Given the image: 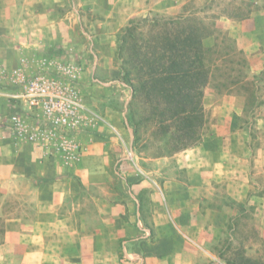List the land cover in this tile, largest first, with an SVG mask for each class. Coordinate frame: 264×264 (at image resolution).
Segmentation results:
<instances>
[{
  "label": "crops",
  "instance_id": "0c3cea01",
  "mask_svg": "<svg viewBox=\"0 0 264 264\" xmlns=\"http://www.w3.org/2000/svg\"><path fill=\"white\" fill-rule=\"evenodd\" d=\"M163 1L166 13L180 5ZM158 8L157 0H0V55L20 56L28 73L75 75L87 110L84 132L0 126V215L10 197L33 208L29 221L26 208H15L20 216L7 212L0 264H226L216 251L222 236L246 225L255 232L244 240L246 255L264 264V94L258 144L241 141L232 118L242 107L233 108L218 113L219 125L197 145L150 159L146 168L112 106L114 93L124 92L111 57L116 35ZM233 24L249 72L261 74L264 13ZM3 99V110L27 113ZM74 151L79 156L70 160ZM244 209L254 215L249 224ZM236 220L243 222L236 227ZM24 222L35 230L31 240Z\"/></svg>",
  "mask_w": 264,
  "mask_h": 264
},
{
  "label": "trees",
  "instance_id": "16d2710c",
  "mask_svg": "<svg viewBox=\"0 0 264 264\" xmlns=\"http://www.w3.org/2000/svg\"><path fill=\"white\" fill-rule=\"evenodd\" d=\"M208 2L212 4L214 0ZM187 3L186 11L179 15L130 19L115 39L114 55L119 64L120 81L129 90L125 117L127 127L132 130V145L141 142L148 130L151 142L143 141L156 147L155 158L171 156L201 142L206 123L202 104L204 89L213 72L220 70L219 65H230L224 73L229 83L247 82V77L239 82L231 75L232 72L241 74L248 68L233 42L222 41L224 49L220 51L217 45L214 48L203 45V40L214 33L216 16L200 18L198 15L211 5L197 7L193 0ZM251 5L244 1L236 5L232 1L219 17L244 20L252 13ZM235 55L240 58L231 61L229 57ZM76 182L81 188L78 179ZM224 261L262 264L247 257Z\"/></svg>",
  "mask_w": 264,
  "mask_h": 264
},
{
  "label": "rangeland",
  "instance_id": "374dc122",
  "mask_svg": "<svg viewBox=\"0 0 264 264\" xmlns=\"http://www.w3.org/2000/svg\"><path fill=\"white\" fill-rule=\"evenodd\" d=\"M208 1L211 0H193L195 6L197 7H202L204 5L206 6L211 5L210 9L198 15L200 18L210 17L211 15L216 16V20L214 21L215 24L214 33L203 40V45L206 48H214L217 45V49H219L220 51L224 49V46L220 44L222 41H227V42L231 41L233 42L232 44H234V46H236L237 49H239L242 52L243 54L242 57H244V59L247 61V64H249L247 57L248 54H246L242 50L240 44H238L237 40L234 39L231 32V29L234 26L233 23L238 21L228 20L225 17H221V16L219 17V15L222 14L223 12L222 10L224 7L230 6L232 1L235 2L236 5L239 2L244 1V2H250L252 4L250 8V10H252V13L248 18H246V19H250L252 16H258L264 13V0H214L212 4H210V2ZM157 2H158L159 11L146 12L135 18L152 17L155 15L166 16V17L179 15L186 11L188 4L187 0H179L180 3L179 7H177V9L170 11L169 13H166L163 9V5L168 1L157 0ZM182 8L183 11L181 13H178ZM205 20L213 21L211 19H205ZM111 57H112V61L114 62L117 68L115 78L123 86V90H124V92H121L119 89H117L119 91L114 93L112 99L113 100L112 106L115 109L118 108L119 112L122 114L123 125L125 129L131 132L130 138H128L127 135V142L130 144L131 151L133 152L134 156L139 160L140 164L146 168L148 166V162L150 161V159H153L157 156L158 151L155 146H152L151 143L145 144V141H143V140H147V141L150 140L151 142L150 132L148 130L146 131V133H143V138L141 142L132 145V141H133L132 130L129 127H127V121L125 117L126 114L125 106L129 101V90L120 81L119 64L117 63V61H115L114 53L111 55ZM229 58L231 61L233 60L236 61L237 58H240V56L238 57L235 55ZM29 63L36 66V64L33 62H29ZM25 66H26V61L20 56L14 55L9 58V56L0 55V91L10 92L13 89L14 84L22 77H26L31 74L44 73L42 71L41 72L33 71L28 73L24 70L23 71L20 70V69H24ZM219 66H220L219 67L220 70L213 72V78L210 80L209 84L204 89V97L202 104H203L206 123L203 128V138H206V136L211 135L212 131L214 130V127L219 125L218 124L219 112L221 111L232 112L233 108L241 109L242 107L241 109L242 112L239 115H236L235 118H232L234 125L242 129L241 132L242 134L240 133L239 135L243 138V140L241 141H244L251 145H256L258 144L260 138V135H258L257 132V128L258 126H260V124L258 123V118H257L258 113L256 110H257L258 102L261 98H263V94H264V72H262L261 74L260 73L251 74L249 72V65H247L248 68L242 70L241 74L238 73L237 75L236 72L231 73V75L237 80H239V82L241 78L247 77V82L243 81L244 83L240 82L238 84L233 85L229 83L231 82L230 80L224 78L226 76L224 75L225 70H227L226 68H228V66L230 65L221 64ZM0 99H2L0 101L4 102V104L6 105V100L3 99V97H0ZM236 101L237 102L239 101V103H237ZM240 102H243V105ZM7 106L4 107V110L0 106V126L5 124L4 122L6 117L16 116L22 120V123L26 129L35 130L36 128L48 127L45 126L41 120H39L36 117H33L29 113H25L19 107L13 108ZM80 122H81L80 125H78V127L75 129L72 130L66 129L61 131L64 133L86 131L85 125L87 119L83 117ZM142 126H145V124H143ZM148 128L149 126L147 127V129ZM79 153H80L79 151H74L70 160H72V158L75 160L79 156ZM27 190L29 189L27 188ZM1 201L2 200L0 199V202ZM17 202L18 201H16L14 197H10L8 199V202L5 205L6 215H8L7 212H10L13 213L12 216H17V215L20 216L21 213L19 211L17 212L15 208H19L20 210V208L23 207L26 208L24 209L25 211L23 212V218L24 220L29 221L33 217L32 205H26L27 203H25V205H21L18 204ZM5 216L3 214L0 215V240L2 238L3 220ZM241 216L245 221H248V224H249V219L250 218L252 219L254 217V215H252L245 209L243 210ZM240 222H243V220L240 221L236 220L235 222H233V224L236 227H238ZM23 224L26 226V231H23V237L26 240H31L32 238L35 237L34 234L35 230H32L31 227H28L29 223L27 224L24 222ZM231 226L232 225H230V227ZM250 227L253 228L252 226L246 225L245 229H241V230L237 229V230H231L225 232L224 235L222 236V241L220 242V245L216 248L217 255L221 256L224 260L229 259V260L238 261L243 257L253 259L252 257L246 255L248 253L247 250L245 249V241H244L245 239L249 238L250 233H252V236L255 237V232L249 231ZM249 250L251 254H257L254 248H249ZM262 253L264 256L263 249H262ZM256 261L263 264V262L261 261L258 260Z\"/></svg>",
  "mask_w": 264,
  "mask_h": 264
},
{
  "label": "built area",
  "instance_id": "2783aa9c",
  "mask_svg": "<svg viewBox=\"0 0 264 264\" xmlns=\"http://www.w3.org/2000/svg\"><path fill=\"white\" fill-rule=\"evenodd\" d=\"M66 73H37L22 77L10 92L0 91V97L20 103L27 113L41 120L49 129H75L87 110L75 87L76 76ZM5 124L11 129L27 130L16 116L6 118ZM26 138L33 141L35 134L30 132Z\"/></svg>",
  "mask_w": 264,
  "mask_h": 264
}]
</instances>
